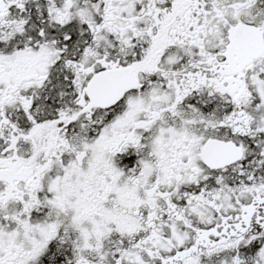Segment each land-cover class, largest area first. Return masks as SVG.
<instances>
[{"label": "snow or ice", "instance_id": "1", "mask_svg": "<svg viewBox=\"0 0 264 264\" xmlns=\"http://www.w3.org/2000/svg\"><path fill=\"white\" fill-rule=\"evenodd\" d=\"M0 264H264V0H0Z\"/></svg>", "mask_w": 264, "mask_h": 264}]
</instances>
